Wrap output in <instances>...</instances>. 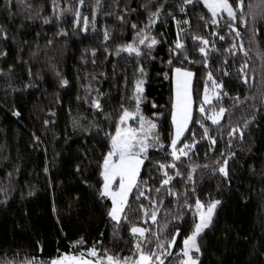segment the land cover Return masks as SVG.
I'll use <instances>...</instances> for the list:
<instances>
[{
	"label": "trees",
	"instance_id": "trees-1",
	"mask_svg": "<svg viewBox=\"0 0 264 264\" xmlns=\"http://www.w3.org/2000/svg\"><path fill=\"white\" fill-rule=\"evenodd\" d=\"M15 2L16 6L11 9L13 15L9 18L6 0H0V25H4L8 31V39H0V51L7 52L6 57H0V68L7 73L9 65H14L11 74H0V260H10L15 256L17 260L36 257L47 261L55 257L58 250L59 253L73 251L74 242L81 237L85 241L84 248L93 246L94 242H101L104 248L112 252H118L122 256L130 255L132 243L128 231L122 230L114 236L111 224L103 215L95 192L98 175L94 166L85 170L82 175L75 170L85 152L99 155L102 145H98L90 134H81L79 130L74 132L72 117L81 118V123L84 124L93 118L89 106L83 100H77V96L85 95L82 85L89 82L92 73L107 74L106 78H100V83H94V86L110 93V104L117 105L120 98L118 89L123 88L125 72L131 86L134 61L115 55L105 59V53L100 48L102 34L97 35L91 29L87 34L74 35L71 11L64 12L60 19L53 18L51 23L45 24L43 17L53 16L51 0ZM145 2L146 0H101V8L97 12V29L101 30L105 24L112 27L113 40L110 47L114 48L116 44L132 38L131 23L146 20V13L139 8ZM181 2L182 0H167L178 20L189 19L194 32L216 40V46L220 49L219 52L210 53V70L214 75H219L216 68L227 59L228 70L232 73L230 77H223L228 92V96H224L221 101L228 109L221 121L223 128L218 132L216 126H211V134L217 137L215 150L209 148L208 141H200L195 149L196 154L190 153V158H185L181 165L185 172L189 164L200 166L194 173V179L201 199H206L207 194L211 193L223 201L218 209L217 223L206 237L204 264H264V175L261 174L264 172V114L258 115L259 126L253 124L246 130L243 143L238 139L233 140L232 151L236 156L234 160H230V184L222 176L212 172L215 161L222 160L220 152L225 149L229 139V123L243 126L244 120L253 112L251 105L260 103V92L264 91V85L260 83V72L264 68V20L257 19L255 34L250 17L247 28L237 22L241 35L233 38L222 19L216 30L225 35L226 40L219 41L217 37L209 35L215 26L205 28L203 21L198 20L200 15L210 18V13L200 0H196L194 5L185 6L188 9L187 17L175 8ZM248 2L258 4L260 0H246ZM95 3L96 0H86L81 11L91 16ZM59 4L61 8L71 6L74 10L76 0H59ZM125 5L138 9L139 14H128L129 23L121 33V25L115 14L106 16L104 13H122ZM29 16L32 18L29 19ZM161 21L162 23L158 22L154 26V33L158 36L163 32L167 42L156 46L153 51L155 60L141 61L147 72L144 86L147 100L143 111L148 116L157 110L168 116L172 99V82L164 79L163 73L169 71L166 61L169 57V45L176 39L177 28L171 17L162 16ZM60 28L68 31L67 37L57 35ZM182 38L191 49L190 37L182 34ZM50 40L51 44L48 43ZM233 42H242L248 49V56L245 57L243 52H237L235 56L226 52L225 49ZM85 48L98 49L95 65L90 60L87 63L81 60ZM124 56L127 57V54ZM245 61L249 65L250 76L255 70V85L251 79L245 85L237 74V69ZM113 63H118L115 78L112 76ZM28 67H31L34 74L39 71L40 78L35 75L29 77ZM189 67L196 73L193 87L198 86L202 91L206 72L200 64ZM56 71L69 80V86L60 87ZM29 81H33L34 86L24 88ZM253 94L257 97L255 101L251 99ZM236 96L241 100L246 96L250 99L236 104L233 99ZM152 101H155L157 108L152 107ZM14 110H18L21 115H12ZM51 112L55 115L51 116ZM83 116L88 119L84 120ZM45 120L51 121L49 125H44ZM159 123L162 136L166 138L170 118L161 117ZM206 123L211 124L210 121ZM196 127L199 129L198 125ZM33 133L40 137V142L34 140ZM197 138L199 139V134ZM249 147L251 151L248 150ZM205 164L209 165L206 169L203 168ZM45 166L49 169L47 173L44 171ZM9 173L12 175L9 176ZM85 180L87 184L84 183ZM175 188L183 191L181 183H176ZM29 191L33 195L29 196ZM77 196L78 201L75 199ZM53 202L57 208L56 213L52 210ZM166 207L176 209V205L167 201ZM132 210L135 214L130 215L129 220L140 223L138 205L134 201ZM191 218L192 214L188 212L187 219ZM158 219L163 221V213ZM182 228H187V224H182ZM171 264H175V261L171 260Z\"/></svg>",
	"mask_w": 264,
	"mask_h": 264
},
{
	"label": "snow or ice",
	"instance_id": "snow-or-ice-1",
	"mask_svg": "<svg viewBox=\"0 0 264 264\" xmlns=\"http://www.w3.org/2000/svg\"><path fill=\"white\" fill-rule=\"evenodd\" d=\"M195 2L196 0H182L180 4L175 5V8L187 17L188 9L185 6L194 5ZM200 2L210 13V18L200 15L198 20L203 21L205 28L209 25L215 26L209 35L217 37L219 41L226 40V36L216 30L220 27L222 19L225 20L224 26L230 29L233 38L241 35L237 22L247 28L250 17L252 31L255 34L257 19L264 20V0H260L258 4L246 3V0H200ZM51 3L53 16L43 17L45 24L51 23L53 18L60 19L64 12L71 11L74 35L87 34L91 29L97 35L102 34L100 48L105 53V59L115 55L121 59L131 58L134 61L131 86L125 72L123 88L118 89L120 98L117 105L110 104L112 99L110 93H105L94 86V83H100V78H106L107 74L92 73L89 82L82 85L85 95L77 96V100H83V103L89 106L93 118L84 124L81 123V118L72 117L74 132L79 130L81 134H90L98 145H102L99 155L85 152L80 163L76 164L75 170L82 175L85 170L94 166L98 175V187L95 188V192L103 209V215L111 224L114 236L122 230L128 231L132 243L131 254L122 256L118 252L104 248L101 242H94L93 246L84 248L85 241L81 237L74 242L73 251L59 253L58 250V254L47 261L38 260L36 257L17 260L14 256L10 260L6 258L0 260V264H171V260H174L175 264H204L206 237L217 223L218 209L223 201L211 193L207 194L206 199H201L194 179V173L200 166L189 164L185 172L181 165L184 164L185 158H190V153L196 154L195 149L200 141H208L209 148L215 150L217 137L211 134V126H216L219 132L223 128L221 121L228 112L221 101L224 96H228L223 77L232 75L228 70L229 61L224 59L216 68L219 75H214L209 68V60L210 53L220 51L216 46V40H210L207 36L194 32L189 19L178 20L167 0H146L145 3L140 4L139 8L146 13V20L142 23L132 22L130 25L132 38L116 44L114 48L110 47V42L113 40L112 27L105 24L101 30L97 29V12L101 8V0H96L91 16L81 11L86 0H76L74 10L71 6L61 8L59 0H51ZM15 6V0H6L5 7L9 18L12 17L11 9ZM130 13H138V9L125 5L122 13L105 12L104 15L115 14L123 33L124 26L129 23ZM36 15L38 16L39 13ZM162 16L171 17L177 28L176 39L169 45V57L166 61L169 71L163 73L164 79H170L173 84L172 99L168 116L159 110L148 116L143 111V105L147 100L144 87L147 82V72L141 61L155 60L154 49L157 45L167 42L163 32L158 36L154 33V26L158 22L162 23ZM31 18L29 16V19ZM68 34L64 28H60L57 33L64 37ZM182 34L190 37L191 49L182 38ZM0 39H8V31L4 25H0ZM48 43L51 44L52 41ZM225 51L230 52L232 56L237 52H243L245 57L248 56V49L242 42L239 44L233 42ZM124 54H127V57ZM6 56V51H0V57ZM81 60L85 63L90 60L95 65L98 60V49L85 48ZM196 64H200L206 72L202 91L198 86L193 87L196 73L189 66ZM13 68L14 65H9L7 73L0 68V74H11ZM117 68L118 63H113L114 78L117 75ZM27 72L29 77L35 75L40 78L39 71L34 74L31 67H28ZM55 74L60 87L69 86V80L62 73L56 71ZM237 74L245 85L249 83V79L255 85L256 73L253 70L251 76L249 75L247 61L237 69ZM260 83L264 85V68L260 72ZM32 86L34 82L29 81L24 88ZM256 98V94L251 97L253 101ZM233 99L236 104H242L250 97L246 96L241 100L236 96ZM259 100V104L251 105L253 112L244 120L243 126L229 123L227 131L229 139L226 141L225 149L220 152L222 160L217 159L215 166L212 167V172L222 176L228 184L231 182L230 160H234L236 156L232 151L233 140L238 139L243 143L246 130H249L253 124L259 126L258 115L264 114V91L260 92ZM151 103L154 109L157 108L155 101ZM12 115L19 117L21 113L14 110ZM50 115L54 116L55 113L51 112ZM161 117L170 118L166 138L162 136L160 130ZM82 118L88 119L87 116ZM206 121H210L211 124H207ZM50 122L45 120L44 125L47 126ZM33 138L36 142H40V137L35 133ZM248 150L251 151V148L249 147ZM207 155L206 152L205 156ZM208 167L207 164L203 166L205 169ZM44 171L46 173L49 171L47 166ZM261 174L264 175V172ZM84 183L88 182L85 180ZM176 183L183 185V191L175 188ZM219 187L218 185L217 188ZM28 195L31 196L33 193L29 191ZM75 199L78 201L79 197ZM133 201L138 205L140 223L129 220V216L135 214L132 210ZM166 201L176 205V209L166 207ZM52 210L54 213L57 212L55 202ZM188 212L192 214L191 220L187 219ZM161 213H163L162 222L158 219ZM57 222L59 223V216ZM142 224L149 226L145 227ZM182 224H187V228H182ZM176 249L178 251H175Z\"/></svg>",
	"mask_w": 264,
	"mask_h": 264
},
{
	"label": "rangeland",
	"instance_id": "rangeland-1",
	"mask_svg": "<svg viewBox=\"0 0 264 264\" xmlns=\"http://www.w3.org/2000/svg\"><path fill=\"white\" fill-rule=\"evenodd\" d=\"M172 91H173V84H172Z\"/></svg>",
	"mask_w": 264,
	"mask_h": 264
}]
</instances>
